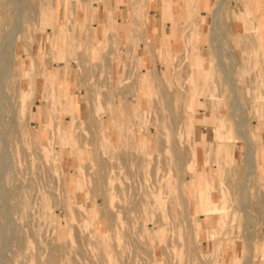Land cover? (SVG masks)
<instances>
[{
    "label": "rangeland",
    "instance_id": "rangeland-1",
    "mask_svg": "<svg viewBox=\"0 0 264 264\" xmlns=\"http://www.w3.org/2000/svg\"><path fill=\"white\" fill-rule=\"evenodd\" d=\"M157 1L119 0L115 27L91 21L110 0H34L27 39L4 48L19 8L0 0V264H264L263 27L250 0H226L214 40L223 0L205 36L199 2L162 0L165 20L187 14L155 46Z\"/></svg>",
    "mask_w": 264,
    "mask_h": 264
},
{
    "label": "crops",
    "instance_id": "crops-1",
    "mask_svg": "<svg viewBox=\"0 0 264 264\" xmlns=\"http://www.w3.org/2000/svg\"><path fill=\"white\" fill-rule=\"evenodd\" d=\"M196 1L200 3L199 10H200L201 15L204 16V21L201 22L200 24V31L203 34V36L209 35L210 27L208 26L207 21L209 20V15H211L210 9L212 8V0H209V7L206 6L207 0H199V1L196 0ZM174 2L176 4L181 5L182 0H174ZM115 3H117V6H119L120 4L119 0H110V2L107 4V7H109V10L105 11V17L104 16L100 17V14L98 12L99 7L96 6L97 11L94 12L91 21L96 20V18H97V21L102 20V22L103 21L107 22V21L112 20L114 26L116 27V21L118 22L119 14L114 8H112V5H114ZM179 5L176 7H173V19L177 22L176 25L172 20L164 19V14H163L164 3H162V0H158L157 3L155 4V7L151 9V10H156V13H154L155 17L149 22V26L151 27L150 35L153 39V43L155 46L161 45V41L164 40V38L165 39L168 38L169 42H172L174 41V39L178 41L179 38L182 36L184 32V24L182 23V21H183V17L187 13L182 8V6H179ZM121 7H124V6H121ZM121 7H119L120 10H122ZM249 7L251 10L249 9L244 19L248 20L249 22H254V21L256 22L260 20L261 26L263 28H262V33L259 36V39L264 41V0H250ZM105 9H106V5H105ZM93 28L96 29L95 30L96 32H93V34L95 33V35H97L95 36V38H93V41H94V40H98L97 39L98 28L97 27H93ZM85 31H87V37H88L89 28H87ZM263 55H264V49H263ZM52 72H53V80H56L59 75V67L58 68L53 67ZM64 74H65V78L69 80V70L68 69L64 72ZM41 120H42V116H41ZM260 149L262 150L260 154L261 156L260 164H263V168H264V145H261ZM203 216H207V217L202 218L205 221L204 223L207 224V226H210L211 222H214L215 224V220H217L215 213L204 214ZM199 221L202 224V221L201 220ZM262 238H263V246H264V235L262 236ZM237 245L239 246V243H237ZM213 246H214V243L210 238L203 239L204 248L210 249ZM234 250L235 249H231L230 251L223 250L222 258L228 259L231 252H233Z\"/></svg>",
    "mask_w": 264,
    "mask_h": 264
},
{
    "label": "bare ground",
    "instance_id": "bare-ground-1",
    "mask_svg": "<svg viewBox=\"0 0 264 264\" xmlns=\"http://www.w3.org/2000/svg\"><path fill=\"white\" fill-rule=\"evenodd\" d=\"M33 1L34 0H11V7L13 6L14 7V5H15V3H16V5L18 6V8H19V12H17L18 14H16V21L17 22H15L16 23V25H15V30H13L14 29V27H13V29H12V31H14L13 33H11V35H9V36H7L6 37V40L3 38L2 39V43H3V40H4V42H5V44H3V46L2 47H4V48H6L7 46L9 47V45L11 46V44H12V42H16L19 38H21L22 40L26 37V39H27V31H26V29H25V25H24V21L26 20V18H25V14L26 13H28L27 11H29V10H31V12L32 11H34V5L32 4L33 3ZM220 4L217 6V8L214 10V17H213V19H214V25H213V30H212V32H213V35H212V32H211V35H212V37H214V38H212V39H214L215 40V38H216V40H220L222 37V35L220 34V36H219V32H220V30H219V28H220V15H221V10H222V8H223V6H224V4L226 3V0H223V1H220L219 2ZM13 4V5H12ZM45 5V4H44ZM43 5V6H44ZM11 7L8 9V10H6V11H0V16H3L4 18H7L6 20H9V19H11L10 18V14H9V12H10V9H11ZM14 11H15V9H14ZM41 10L39 9L38 10V12H36L37 14H38V17L40 18V19H42V17H41V12H40ZM14 13V12H13ZM33 13V12H32ZM195 12L193 11L192 12V14H194ZM14 23V22H13ZM14 25V24H13ZM11 28V27H10ZM6 29H7V27H6ZM6 31V30H5ZM219 31V32H218ZM9 32V31H8ZM5 33V32H4ZM30 33H32V32H30ZM34 34V33H33ZM56 34V33H55ZM5 35V34H4ZM3 35V36H4ZM32 36V35H31ZM34 36V35H33ZM56 36V35H55ZM5 37V36H4ZM220 38V39H219ZM30 40V41H29ZM29 40H27L28 41V43L29 44H32L33 43V40H32V42H31V39H29ZM213 40V42H214V44H215V42L216 41H214ZM26 42V41H25ZM211 43V42H210ZM1 44V43H0ZM18 44V43H17ZM26 44V43H25ZM195 44V43H194ZM213 43L210 45V46H214L215 48H216V50H218L219 51V49L220 48H218V47H216L215 45H214ZM2 45V44H1ZM14 46H15V44H13ZM19 45V44H18ZM17 45V46H18ZM28 45V44H27ZM14 46L12 47L13 49H14ZM17 46H15V47H17ZM212 49H213V47H212ZM230 49V48H229ZM2 51V50H1ZM217 51V52H218ZM222 51V50H221ZM3 52V51H2ZM228 53V52H227ZM219 54H220V52H219ZM225 54V53H224ZM223 54V55H224ZM11 59V58H10ZM4 60V59H3ZM8 63V65H6V68L5 69H7L8 71H9V69H10V71H11V68L13 67V61L12 60H10V62H7ZM4 64V63H3ZM8 66V67H7ZM224 67V66H223ZM7 71V72H8ZM9 71V72H10ZM224 71V70H223ZM232 72V71H231ZM9 74V73H8ZM229 75V74H228ZM231 75V76H230ZM229 76H226V77H228V79H229V82L232 84V85H235V83L237 82V80L236 79H234L235 77L232 75V74H230ZM7 76V75H6ZM16 78V77H15ZM14 78V79H15ZM12 79V78H11ZM236 80V81H235ZM14 81V80H13ZM1 82V81H0ZM11 82V81H10ZM158 86V85H157ZM237 86V85H236ZM235 86V87H236ZM5 87H6V85H5ZM5 87H4V89H5ZM234 87V88H235ZM237 90V89H236ZM2 92V91H1ZM55 92V91H54ZM56 93V92H55ZM3 94V93H2ZM5 94V93H4ZM0 96H2V95H0ZM4 96V95H3ZM23 96V95H22ZM55 96V95H54ZM188 96V95H187ZM238 99V98H237ZM238 102V101H237ZM5 104V103H4ZM239 104V103H238ZM238 104H236V106L238 105ZM241 104V103H240ZM4 107V105L3 104H1V99H0V108L1 107ZM239 107H240V105H238ZM5 109V108H4ZM236 109V108H235ZM57 110H60V109H58L57 108ZM236 111H237V109H236ZM2 112V111H1ZM52 113V112H51ZM237 114V113H236ZM240 117V116H239ZM242 118V117H241ZM241 123H243V121L241 122ZM246 123V122H245ZM245 125H243V130L245 129V127H244ZM11 130V129H10ZM246 130H244V131H242L241 130V133H243V138H244V140L246 141V143H247V155L245 156V160H244V162H245V164H247L248 165V168H249V172H248V176H250L251 174L253 175L254 173H253V163H254V159H253V155H255V151H254V149H255V143H254V140H253V138H252V134L250 133V132H245ZM7 136V135H6ZM4 138V137H3ZM1 139L0 138V144L3 146L4 145V147H5V141L6 140H4V139ZM3 140V141H2ZM169 140V139H168ZM6 149V148H5ZM4 150V149H3ZM6 151V150H5ZM178 151V150H177ZM7 153H8V151H7ZM8 158H9V155H8ZM8 158H5V159H8ZM188 160V159H187ZM254 160V161H253ZM5 161V160H4ZM4 163V162H3ZM254 167H255V165H254ZM255 169H256V167H255ZM254 169V170H255ZM10 176V175H9ZM254 176V175H253ZM12 179V178H11ZM248 179V178H247ZM246 182H247V180H245ZM246 184V183H245ZM247 185V184H246ZM246 185H244V187L243 188H246ZM243 186V185H242ZM11 188V187H10ZM12 190V189H11ZM16 190V189H15ZM14 191V190H13ZM11 192V191H10ZM1 199V198H0ZM2 200V199H1ZM6 201V200H5ZM174 201V200H173ZM243 202V201H242ZM12 203V202H11ZM245 203V202H244ZM173 205V204H172ZM2 206V205H1ZM7 206V205H6ZM245 209H246V207H245ZM247 210V209H246ZM5 213V212H4ZM249 214V213H248ZM1 215V214H0ZM7 217V216H6ZM182 220V219H181ZM182 224H184V223H182ZM181 224V225H182ZM184 226V225H183ZM71 227V226H70ZM72 228V227H71ZM15 231V230H14ZM7 232V231H6ZM19 232H20V230H19ZM1 233V232H0ZM11 233V232H10ZM21 233V232H20ZM7 234V233H6ZM12 234H13V232H12ZM72 234V229H70V235ZM19 235V234H18ZM14 236V235H13ZM21 236V235H20ZM16 237V236H15ZM99 238V237H98ZM196 238V237H195ZM4 240V239H3ZM7 240V239H6ZM9 241V240H8ZM3 242V241H2ZM248 243V242H247ZM4 244H5V242H4ZM8 244V243H7ZM252 245V244H251ZM1 246V245H0ZM7 246V245H6ZM188 247V246H187ZM251 247V246H250ZM7 248V247H6ZM252 249H254L253 248V246L251 247ZM188 250V249H187ZM252 253H253V250H252ZM8 255V254H7ZM250 256V255H249ZM56 259H57V256H56V254L55 253H53V254H51V256L49 257V262L50 263H54L55 261H56ZM62 260V259H61ZM252 260V259H251Z\"/></svg>",
    "mask_w": 264,
    "mask_h": 264
}]
</instances>
